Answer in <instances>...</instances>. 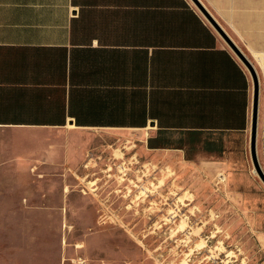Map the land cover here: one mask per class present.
Returning a JSON list of instances; mask_svg holds the SVG:
<instances>
[{
    "label": "crops",
    "instance_id": "1",
    "mask_svg": "<svg viewBox=\"0 0 264 264\" xmlns=\"http://www.w3.org/2000/svg\"><path fill=\"white\" fill-rule=\"evenodd\" d=\"M200 1L259 74L264 162V0ZM252 96L250 73L192 0H0V129L129 132L141 152L243 171Z\"/></svg>",
    "mask_w": 264,
    "mask_h": 264
},
{
    "label": "rangeland",
    "instance_id": "2",
    "mask_svg": "<svg viewBox=\"0 0 264 264\" xmlns=\"http://www.w3.org/2000/svg\"><path fill=\"white\" fill-rule=\"evenodd\" d=\"M141 149L129 132L0 129V264H264L252 162L212 171Z\"/></svg>",
    "mask_w": 264,
    "mask_h": 264
},
{
    "label": "water",
    "instance_id": "3",
    "mask_svg": "<svg viewBox=\"0 0 264 264\" xmlns=\"http://www.w3.org/2000/svg\"><path fill=\"white\" fill-rule=\"evenodd\" d=\"M194 4L200 9L209 22L217 29L222 35L230 48L234 51L237 57L243 62V64L249 70L253 84V96H252V108H251V135H250V154L253 167L261 180L264 182V169L260 163V160L256 151V139L258 129V113H259V98H260V80L257 73V69L248 56L239 48V46L228 36L222 26L216 21L211 13L206 9L200 0H192Z\"/></svg>",
    "mask_w": 264,
    "mask_h": 264
},
{
    "label": "built area",
    "instance_id": "4",
    "mask_svg": "<svg viewBox=\"0 0 264 264\" xmlns=\"http://www.w3.org/2000/svg\"><path fill=\"white\" fill-rule=\"evenodd\" d=\"M242 62V61H241ZM243 63V62H242ZM244 65V64H243ZM244 67L247 69V67L244 65ZM248 70V69H247ZM248 72H249V70H248ZM258 73V72H257ZM258 76H259V74H258ZM220 172H222V171H220ZM220 172H218L217 174H216V178L218 179V183L219 182H222L223 181V177L221 176V174H220Z\"/></svg>",
    "mask_w": 264,
    "mask_h": 264
},
{
    "label": "bare ground",
    "instance_id": "5",
    "mask_svg": "<svg viewBox=\"0 0 264 264\" xmlns=\"http://www.w3.org/2000/svg\"><path fill=\"white\" fill-rule=\"evenodd\" d=\"M255 56H256V55H255ZM260 62H261V61H260ZM261 63H262V62H261ZM262 67H264V64H263V66H262ZM262 67H261V68H262ZM263 70H264V69H263ZM263 72H264V71H263ZM258 119H259V118H258ZM254 170H255V169H254ZM255 172H256V171H255ZM256 173H257V172H256ZM92 189L94 190V188H92Z\"/></svg>",
    "mask_w": 264,
    "mask_h": 264
}]
</instances>
